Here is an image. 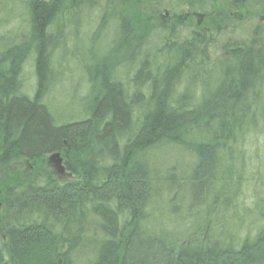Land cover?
Instances as JSON below:
<instances>
[{
    "label": "trees",
    "instance_id": "obj_1",
    "mask_svg": "<svg viewBox=\"0 0 264 264\" xmlns=\"http://www.w3.org/2000/svg\"><path fill=\"white\" fill-rule=\"evenodd\" d=\"M86 1L27 0V33L0 53V264H72V254L85 245L91 264H264V226L237 246L209 243L208 224L196 232L199 237L181 242L143 226L152 191L146 162L151 150L172 145L190 152L192 180L201 191L215 177L217 157H225L260 117L264 31L256 29L248 45L224 46L229 66L216 74L214 68L199 74L190 67V53L181 50L169 51L160 65L140 61L129 84L106 67H87L90 82H100L90 117L59 124L42 102L50 53L62 22H72ZM134 22L119 18L120 32L141 26L140 19ZM193 38L204 48L210 44L201 33ZM30 54L32 97L21 92V68ZM203 74L210 80L215 75L212 85ZM183 83L186 94L177 95ZM195 83L202 84L200 97L188 104ZM53 154L74 180L60 185L40 167ZM20 161L35 163L34 171L19 172Z\"/></svg>",
    "mask_w": 264,
    "mask_h": 264
},
{
    "label": "rangeland",
    "instance_id": "obj_2",
    "mask_svg": "<svg viewBox=\"0 0 264 264\" xmlns=\"http://www.w3.org/2000/svg\"><path fill=\"white\" fill-rule=\"evenodd\" d=\"M26 1L0 0V53L27 33ZM200 5L204 10L198 8ZM121 17L132 24L140 19L141 26L121 33ZM256 29L264 31V0L86 1L78 7L72 22H62L56 35L58 42L51 49L50 75L42 102L59 124L86 120L100 92V82L95 79L91 83L85 68L106 67L119 81L129 84L140 61L146 59L160 65L169 51L181 50L190 53L187 56L193 59L190 67L199 74L202 69L213 68L216 74L229 66L222 48L233 42L248 45ZM195 32L210 42L207 48L194 42ZM206 75L203 74V80L208 79L212 85L210 81L215 75L212 80ZM184 79L189 80L187 76ZM21 80V92L32 97L36 86L32 54L22 65ZM199 85L189 87L188 104L198 101ZM185 91L183 83L177 88V95H184ZM263 97L261 118L245 127L249 130L228 146L225 157L222 153L217 157L215 177L201 191L192 180L195 158L190 152L164 145L146 155L152 191L145 210V231L181 242L190 235L199 237L196 232L208 224L209 243L219 241L237 246L263 228ZM39 165L50 171L60 185L74 180L55 154L46 156ZM16 167L27 174L34 171L36 164L20 161ZM91 261V251L86 245L72 254V264Z\"/></svg>",
    "mask_w": 264,
    "mask_h": 264
},
{
    "label": "water",
    "instance_id": "obj_3",
    "mask_svg": "<svg viewBox=\"0 0 264 264\" xmlns=\"http://www.w3.org/2000/svg\"><path fill=\"white\" fill-rule=\"evenodd\" d=\"M55 156L59 158V155L56 154ZM60 160H61V159H60Z\"/></svg>",
    "mask_w": 264,
    "mask_h": 264
}]
</instances>
